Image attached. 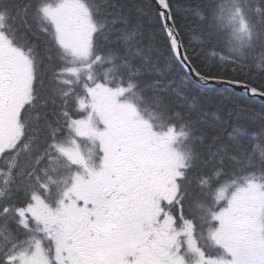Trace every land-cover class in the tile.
<instances>
[{"label":"snow or ice","instance_id":"obj_1","mask_svg":"<svg viewBox=\"0 0 264 264\" xmlns=\"http://www.w3.org/2000/svg\"><path fill=\"white\" fill-rule=\"evenodd\" d=\"M0 264H264V0H0Z\"/></svg>","mask_w":264,"mask_h":264},{"label":"trees","instance_id":"obj_2","mask_svg":"<svg viewBox=\"0 0 264 264\" xmlns=\"http://www.w3.org/2000/svg\"><path fill=\"white\" fill-rule=\"evenodd\" d=\"M241 96H243V95H241ZM244 103L253 104V105L258 106L260 102H257V101H254V100H246V101H244Z\"/></svg>","mask_w":264,"mask_h":264},{"label":"water","instance_id":"obj_3","mask_svg":"<svg viewBox=\"0 0 264 264\" xmlns=\"http://www.w3.org/2000/svg\"><path fill=\"white\" fill-rule=\"evenodd\" d=\"M240 95H243V93H240ZM254 101L261 102V101H260V100H258V99H257V100H254Z\"/></svg>","mask_w":264,"mask_h":264}]
</instances>
